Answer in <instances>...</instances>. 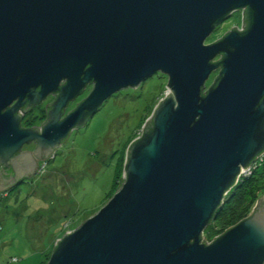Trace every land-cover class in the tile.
Returning a JSON list of instances; mask_svg holds the SVG:
<instances>
[{"label":"water","instance_id":"obj_1","mask_svg":"<svg viewBox=\"0 0 264 264\" xmlns=\"http://www.w3.org/2000/svg\"><path fill=\"white\" fill-rule=\"evenodd\" d=\"M237 10L241 28L205 43ZM158 72L168 92L128 145L121 187L56 240L46 264H264V195L201 241L264 152V0H0L2 174L26 170L14 156L24 144L48 156L110 96ZM51 92L41 131L21 128L24 99Z\"/></svg>","mask_w":264,"mask_h":264},{"label":"rangeland","instance_id":"obj_2","mask_svg":"<svg viewBox=\"0 0 264 264\" xmlns=\"http://www.w3.org/2000/svg\"><path fill=\"white\" fill-rule=\"evenodd\" d=\"M241 23L242 10L232 12L205 43L216 41L232 26L241 28ZM216 75L218 70L211 73L206 88ZM149 78L110 96L84 126L38 161L32 176L0 190V264H46L56 240L94 215L121 187L128 145L168 92L165 75ZM87 95L78 96L69 107ZM35 145L22 150H34ZM223 232L209 224L204 241L210 243Z\"/></svg>","mask_w":264,"mask_h":264},{"label":"trees","instance_id":"obj_3","mask_svg":"<svg viewBox=\"0 0 264 264\" xmlns=\"http://www.w3.org/2000/svg\"><path fill=\"white\" fill-rule=\"evenodd\" d=\"M161 76L163 77V74L158 72L151 76L148 81H155ZM150 122V120L147 121L144 128H146ZM263 193L264 158L258 162L249 176L242 177L241 180L230 189L225 197L224 203L217 209L210 224L225 231L248 216L253 210L252 208L255 202ZM202 238L203 234L201 235V241ZM202 242L206 243L205 241Z\"/></svg>","mask_w":264,"mask_h":264},{"label":"flooded vegetation","instance_id":"obj_4","mask_svg":"<svg viewBox=\"0 0 264 264\" xmlns=\"http://www.w3.org/2000/svg\"><path fill=\"white\" fill-rule=\"evenodd\" d=\"M65 81H62L61 84H63ZM93 88V83H89L85 89L83 90V93L81 94L82 96L84 94L87 95L89 92L88 89ZM57 96V93L51 92L47 94L41 101L39 102H28L24 99L23 105L17 110V114L19 115V124L21 128H31V129H37L41 131L42 125L47 121L48 119V113L51 109V105L54 102L55 98ZM72 103L69 102L66 107L62 111V117H64L69 111L73 109V107H69V105ZM14 104V103H13ZM69 109V110H68ZM67 110V111H66ZM65 138L61 144L66 140ZM35 142H29L24 144L21 149L15 153V157H19L20 159H23L25 161L26 166L25 171L22 173H16L12 174L13 177L9 175H3L1 172V166H0V186L2 187H11L14 186L15 184L22 182L26 178L32 176L29 175L30 172H34V169L38 165V161L45 159V156H39L35 154V150H22L24 146H28L30 144ZM60 144V145H61ZM36 146V145H35ZM22 174V175H21ZM22 176V177H21Z\"/></svg>","mask_w":264,"mask_h":264},{"label":"built area","instance_id":"obj_5","mask_svg":"<svg viewBox=\"0 0 264 264\" xmlns=\"http://www.w3.org/2000/svg\"><path fill=\"white\" fill-rule=\"evenodd\" d=\"M262 158H264V152L258 158H256V160L247 169V172L244 174L243 177L249 176L253 172V170L256 167V165L258 164V162L261 161Z\"/></svg>","mask_w":264,"mask_h":264}]
</instances>
